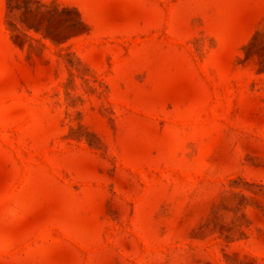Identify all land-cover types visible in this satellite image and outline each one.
<instances>
[{
  "label": "rangeland",
  "instance_id": "374dc122",
  "mask_svg": "<svg viewBox=\"0 0 264 264\" xmlns=\"http://www.w3.org/2000/svg\"><path fill=\"white\" fill-rule=\"evenodd\" d=\"M0 264H264V0H0Z\"/></svg>",
  "mask_w": 264,
  "mask_h": 264
}]
</instances>
